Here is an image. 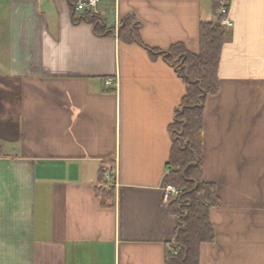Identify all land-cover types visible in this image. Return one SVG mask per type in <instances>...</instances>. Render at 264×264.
<instances>
[{"label": "crops", "instance_id": "1", "mask_svg": "<svg viewBox=\"0 0 264 264\" xmlns=\"http://www.w3.org/2000/svg\"><path fill=\"white\" fill-rule=\"evenodd\" d=\"M222 1L202 139L221 204L200 264H264V0H98L97 24L71 0H0V264H167L186 84L157 53L199 55Z\"/></svg>", "mask_w": 264, "mask_h": 264}, {"label": "trees", "instance_id": "2", "mask_svg": "<svg viewBox=\"0 0 264 264\" xmlns=\"http://www.w3.org/2000/svg\"><path fill=\"white\" fill-rule=\"evenodd\" d=\"M71 2L75 6L76 0ZM220 3L216 7L217 22L202 24L199 55L189 53L181 45L169 52L157 53L176 68L186 84V95L171 127L174 146L169 165L172 170L164 180L165 188L174 187L182 192L170 206L179 218V225L167 264H200L202 245L215 240L210 211L221 204V199L216 187L203 180L202 139L205 102L219 91L218 72L225 44L221 22L227 17L219 14ZM84 19L98 22L91 10L84 12ZM126 25L129 29L130 24ZM96 28L100 34L107 33L98 25ZM99 192L108 197L104 186Z\"/></svg>", "mask_w": 264, "mask_h": 264}, {"label": "built area", "instance_id": "3", "mask_svg": "<svg viewBox=\"0 0 264 264\" xmlns=\"http://www.w3.org/2000/svg\"><path fill=\"white\" fill-rule=\"evenodd\" d=\"M97 2L98 0H76L75 9L77 11H82V12H85L88 10L92 11L97 6ZM221 7H222L221 14L227 15L229 11V5L227 4V2L222 1ZM221 26L225 31H228L234 27V24L228 18H225L222 20ZM108 85H112V83L109 82ZM107 179L108 181H110L112 178L110 177V175L107 174ZM181 193H182L181 191H178L174 187H169L166 190L165 199L166 201L171 203L172 201L177 200L178 197L181 195Z\"/></svg>", "mask_w": 264, "mask_h": 264}]
</instances>
